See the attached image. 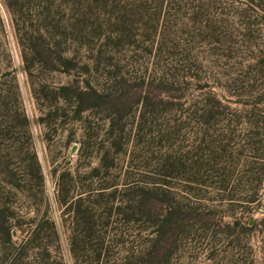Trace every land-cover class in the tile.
Returning <instances> with one entry per match:
<instances>
[{
	"label": "rangeland",
	"instance_id": "1",
	"mask_svg": "<svg viewBox=\"0 0 264 264\" xmlns=\"http://www.w3.org/2000/svg\"><path fill=\"white\" fill-rule=\"evenodd\" d=\"M10 3L0 264H264V0Z\"/></svg>",
	"mask_w": 264,
	"mask_h": 264
},
{
	"label": "trees",
	"instance_id": "2",
	"mask_svg": "<svg viewBox=\"0 0 264 264\" xmlns=\"http://www.w3.org/2000/svg\"><path fill=\"white\" fill-rule=\"evenodd\" d=\"M10 1L11 0H5V4L7 5V8H8V10H9V12L11 13V15L14 17V20H15V22H16V19H15V15H16V13L13 11V4L12 3H10ZM14 28H15V34H16V37H17V41L20 43V42H22V39H21V37H22V30L20 29H18L17 27H16V23H15V25H14Z\"/></svg>",
	"mask_w": 264,
	"mask_h": 264
}]
</instances>
